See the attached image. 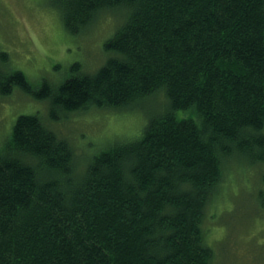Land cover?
Here are the masks:
<instances>
[{"label":"trees","instance_id":"16d2710c","mask_svg":"<svg viewBox=\"0 0 264 264\" xmlns=\"http://www.w3.org/2000/svg\"><path fill=\"white\" fill-rule=\"evenodd\" d=\"M53 4L70 33L101 11L124 12L104 43L110 56L34 88L0 52V95L47 101L51 122L165 101L136 138L81 172L66 139L39 115H18L0 151V264H211L202 224L225 166L264 167V0Z\"/></svg>","mask_w":264,"mask_h":264},{"label":"rangeland","instance_id":"374dc122","mask_svg":"<svg viewBox=\"0 0 264 264\" xmlns=\"http://www.w3.org/2000/svg\"><path fill=\"white\" fill-rule=\"evenodd\" d=\"M54 0H0V52L9 70L21 71L37 88L56 86L70 75L74 62L93 73L110 53L104 43L125 19L124 12L101 11L90 26L67 32ZM161 94L123 109L86 108L48 120L47 101L17 88L0 95V151L20 114H37L58 138L66 139L81 172L84 161L117 142L133 140L148 113L158 110ZM86 164V163H85ZM222 185L205 209L203 229L213 250L211 264H264V167L233 162L225 166Z\"/></svg>","mask_w":264,"mask_h":264}]
</instances>
